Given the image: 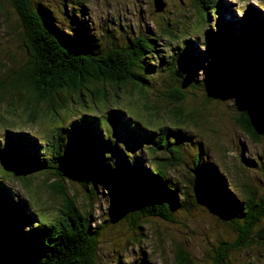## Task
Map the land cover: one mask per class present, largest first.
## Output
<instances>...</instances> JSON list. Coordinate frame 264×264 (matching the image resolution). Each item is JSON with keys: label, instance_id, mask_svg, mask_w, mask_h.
Instances as JSON below:
<instances>
[{"label": "trees", "instance_id": "1", "mask_svg": "<svg viewBox=\"0 0 264 264\" xmlns=\"http://www.w3.org/2000/svg\"><path fill=\"white\" fill-rule=\"evenodd\" d=\"M58 1L11 0L18 14L12 28L21 27L19 36L25 40L22 54L12 50L0 66V103H7L11 111L17 101L22 103L28 112L26 123L35 126L42 109L47 116L52 113L53 119L63 118L67 106L84 112L67 124H58L48 131L47 136H53H44V140L38 141V134L12 130L0 139V264H104L100 261L104 244L117 236L123 224L135 232L124 247L114 249V264H154L143 254L140 260L125 262L121 251L148 236L143 226L150 219L179 222V213L196 209L230 222L229 231L237 233L229 244L231 251L248 249L255 242L264 248V187L257 191L243 185L237 190L228 185L226 172L210 158L207 144L183 127L188 118H204L198 107L186 112L185 100L220 72L211 65L212 48L207 44V57L192 37L178 38L180 29L176 32L168 27H156L152 35L127 36L123 43L114 39L104 43L106 33L92 27L89 0L77 1L79 12L70 5L67 9L73 0H62L63 10ZM220 8L221 0H195L197 20L184 12L188 20L179 21L181 32L195 27L199 16L207 23L209 13L214 16ZM5 9L0 5L1 11ZM260 12L254 9L245 19L250 24L252 17L260 18L258 41L236 37L232 28L220 30L221 17L217 18L220 31L202 39L222 44L225 71H232L242 86L233 98L234 123L258 143L264 141V90H255L259 76L264 75V17ZM171 23H177V18ZM164 39L169 45L173 39L185 40L173 51L163 45ZM159 83L169 85L162 92L181 104L171 115L166 102L148 98ZM211 85L217 96H233L224 83L218 88ZM135 92L139 98L133 102L141 103L140 111L121 99L133 98ZM144 117L155 122L149 124ZM9 118L0 112V125L17 122ZM199 125L205 135L217 131L223 137L225 132L222 127V132L204 127L207 124L202 121ZM185 146V153L191 150L186 158L182 155ZM140 151L147 155L149 166ZM240 156L252 172L264 169V155L245 157L242 151ZM177 167L186 168L187 174L176 176L172 169ZM10 179L25 190L27 184L38 196L40 190L46 192L56 205V218L43 221L28 196L8 185ZM258 181L262 180L258 177ZM224 243L219 241L220 250L210 264H229ZM176 251V264H193L183 247Z\"/></svg>", "mask_w": 264, "mask_h": 264}, {"label": "rangeland", "instance_id": "2", "mask_svg": "<svg viewBox=\"0 0 264 264\" xmlns=\"http://www.w3.org/2000/svg\"><path fill=\"white\" fill-rule=\"evenodd\" d=\"M77 1L79 0H73V4L69 2L67 9H69L70 5L74 11L79 12L80 6L77 4ZM89 2L90 6L87 12H91L89 18L91 19L92 27H97L99 32L106 33L102 36L104 43H110L111 39L123 43L127 36L131 37L139 33L152 35L153 32H156V27L159 28V30L163 27H168V29L176 32H178L177 29H180L181 35L178 36V38H184L183 36L185 34L189 36V38L192 37L202 53L207 57L208 51H206V48H208V45L212 48L211 54L214 55H212L211 65L218 68L220 72L217 75L212 74L210 82L216 88L224 83L227 87V91L232 93L233 96H217V93L214 94L212 91L215 89L211 83L206 81L205 83H207L208 86L202 84L201 88L195 91L196 95L191 94V97L185 100L189 107V109L185 110L186 112L190 111L191 108L198 107L199 112H203L204 118L202 119L201 117L200 119L199 117L193 116L192 118H188L187 122L182 125L183 127L189 128L190 132L197 134L204 143L207 144V151L210 154V158L213 162L218 164L220 171L226 172L228 185L231 184L237 190L242 189L241 186L243 185H249V187H254V189L260 191V189L264 187V169L260 167L258 171L252 172L245 166L240 153L243 151L245 157H259V155H264V141L260 143L252 141L239 126L235 125V111L232 108L234 107L233 98H237V95L234 96V94H238L242 86L240 87V81L232 71H225L226 66L222 63L224 56L221 47L222 44L218 43L215 39L206 38L209 39L206 41L202 39H204L207 33L212 35L216 30H219L217 28V18L221 17L220 30L224 29L227 31L232 28L233 34L236 35V37H245L246 39H252V41H258L257 29H261V27L260 25H255V23H257L260 18L258 17L257 19L251 16L252 23L250 24H247L249 22L244 20L247 15H251L250 12L253 11L252 9L260 10V14L264 17V0H221V8L218 14L212 16L210 12L207 23H204L202 16H199L198 19L200 20L198 24L187 32H181V24L179 21H183V19L188 20L186 15H193L192 21L197 20L195 18V0H162L160 6L155 0H89ZM58 3L61 8L64 2L59 0ZM2 4H4L5 8L9 9L11 13L8 12L9 10L7 9L3 11L0 10V66L4 60L9 57L8 54H10L12 50L22 54L23 51L20 47L23 46V40H25L24 36H19L21 27H16V30L12 28L11 24H16L18 21V14L15 9H13L11 0H0V5ZM61 9L63 10V8ZM246 10L249 13L247 12L246 14ZM184 12L186 13L185 16H183ZM173 18H177V23H171ZM219 35L220 34L217 33L215 36L218 37ZM231 39L232 41L235 40L234 37H231ZM172 41L171 45H169L167 44V40L164 39L163 45L166 44V46L173 47L172 50L174 51L177 44L182 43V41L180 40L177 42V39H173ZM160 45L161 44L158 45L160 48L164 47ZM179 49L181 48L179 47L175 52H172V55L174 56L178 53ZM216 52H219V54L216 55ZM196 56L198 57L197 54ZM10 62L14 64L13 61ZM204 62L205 61H202V64H204ZM200 67L202 68L201 65ZM201 68H197L199 76L203 75L201 73ZM167 86L169 85L157 84V86L153 88L156 92L149 93L148 98L149 100H157L160 103L166 102L165 108L171 115L172 110L181 107V104L171 101V99L162 92L168 88ZM174 87L176 86L174 85ZM260 88L264 90V75L259 76L258 88H255V90ZM132 91L135 90L129 89V92ZM251 91L254 90L251 89ZM206 93L211 95V100L207 97ZM134 94L135 96L133 98H121L122 102L126 106L129 104L132 108L140 111L139 107L141 103L135 104L133 102V99L139 98V94L138 92ZM0 112L5 115L6 118L12 117L9 119L14 118L17 120V122L10 121L7 125H0V138L4 136L6 130H12L13 132L26 131L35 136L38 134L37 140L40 141L44 140V136L47 138L53 136L54 133L47 136L48 131L54 129L58 124V126L67 124L69 121L82 114L84 110L80 107L67 106L64 109V112L67 113L62 115L64 116L63 118L56 116L53 119V117H51L52 113L47 116V113L42 109L41 115L36 120V126L35 123H26L27 121L25 120L28 117L27 109L18 101L14 104L13 111H11V107L7 103H0ZM43 112H45L44 115ZM143 119L148 121L145 117ZM216 119L219 121L218 124L215 123ZM201 121L207 124L204 127L211 126L216 129L222 127L225 132L223 133L220 129L219 130L222 132L221 135H223V137H220L217 131H211V134L205 135L204 128L199 127ZM150 122H155V120H149L147 123L151 124ZM190 123L191 126H189ZM162 124L174 125L170 122H163ZM241 148H243V150L239 153ZM138 149L140 150L139 147ZM187 149L188 146H185L182 152L185 158L186 156L189 157L191 154V150L185 153ZM140 153L143 156L144 164L149 166L145 152L140 151ZM172 171L176 176L177 174H187L186 168L183 167L173 168ZM258 177L262 181L259 182ZM8 185L17 193L19 192V194L22 195L25 193L28 196L27 198H29L30 205L43 221L47 222L56 218L58 213L56 211V205L46 192L40 190L41 195L38 196L35 192L36 190L32 192L31 187L27 184H25V188L27 189L25 190L22 188L21 184H18L17 181H12V179H10ZM203 208L201 210H203ZM178 219L180 220L179 222L166 221L159 217L150 219L148 224L143 226L144 233L148 234V236L140 241H134L129 244L128 247L122 249L121 254L122 258L125 259L124 261L130 262L136 259L140 260L143 254L145 258L150 257L154 264H176V248L181 246L184 251L191 255L193 264H210L212 256H216L218 250H220V241L226 242L224 243L225 247L229 249V264H264V248H262L258 242H255V244L248 249L246 247H238V250L231 251L229 244L237 238V233L235 231H229L228 226L230 222L224 223V221H219L214 216H206L203 211L201 212L198 209L191 213H179ZM117 230L119 231L117 232V236L104 244V248L101 252V263L103 260L104 264H114V249L124 247L135 232L128 230L126 224L119 226Z\"/></svg>", "mask_w": 264, "mask_h": 264}, {"label": "clouds", "instance_id": "3", "mask_svg": "<svg viewBox=\"0 0 264 264\" xmlns=\"http://www.w3.org/2000/svg\"><path fill=\"white\" fill-rule=\"evenodd\" d=\"M255 25H257V23H255ZM78 117H79V116H78ZM75 118H77V117H75ZM75 118H74V119H75ZM6 131H7V130H6ZM12 132H13V131H12ZM15 132L17 133L18 131H15ZM9 133H10V132H9ZM2 138H4V136H3ZM2 138H0V139L2 140ZM1 140H0V141H1ZM2 141H3V140H2Z\"/></svg>", "mask_w": 264, "mask_h": 264}, {"label": "water", "instance_id": "4", "mask_svg": "<svg viewBox=\"0 0 264 264\" xmlns=\"http://www.w3.org/2000/svg\"><path fill=\"white\" fill-rule=\"evenodd\" d=\"M155 1L159 3V6L161 5L162 0H155Z\"/></svg>", "mask_w": 264, "mask_h": 264}, {"label": "bare ground", "instance_id": "5", "mask_svg": "<svg viewBox=\"0 0 264 264\" xmlns=\"http://www.w3.org/2000/svg\"><path fill=\"white\" fill-rule=\"evenodd\" d=\"M261 17V16H260Z\"/></svg>", "mask_w": 264, "mask_h": 264}]
</instances>
